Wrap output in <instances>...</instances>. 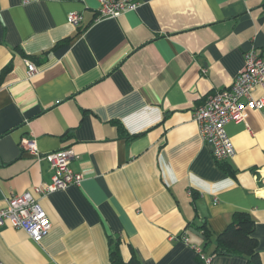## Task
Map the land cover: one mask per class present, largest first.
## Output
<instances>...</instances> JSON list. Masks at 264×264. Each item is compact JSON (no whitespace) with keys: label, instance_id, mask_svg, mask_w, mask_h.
<instances>
[{"label":"crops","instance_id":"crops-1","mask_svg":"<svg viewBox=\"0 0 264 264\" xmlns=\"http://www.w3.org/2000/svg\"><path fill=\"white\" fill-rule=\"evenodd\" d=\"M137 1L98 18V0H0V207L50 181L51 151L70 147L83 176L40 199L52 226L39 242L0 227L5 264H111L108 235L142 264H245L212 254L214 237L201 250L198 227L215 236L235 212L253 218L264 264V107L226 125L236 154L222 161L192 117L264 49V0Z\"/></svg>","mask_w":264,"mask_h":264},{"label":"built area","instance_id":"built-area-1","mask_svg":"<svg viewBox=\"0 0 264 264\" xmlns=\"http://www.w3.org/2000/svg\"><path fill=\"white\" fill-rule=\"evenodd\" d=\"M98 3V18L115 17L125 10H134L139 5L137 0H98ZM80 20L81 15L77 12L67 15V21L73 26ZM26 64L27 76L30 77L37 68L28 60ZM256 87L264 89V49L257 52L256 49L250 48L244 51L242 69L231 84L211 92L204 102L193 110L192 117L200 137L209 145L216 161L233 158L236 154L233 142L226 132V125L231 121H243L246 109L264 107V95H253ZM20 145L27 153L39 156L31 139H21ZM72 155L70 147L46 153L44 157L52 169L50 181L33 185L27 191L8 197L5 206L0 207V227L9 225L14 229H21L32 241L39 242L52 226L40 205V199L69 185H79L83 179L82 174L74 171L69 165ZM183 239L188 241L187 237ZM201 258L206 263L210 260L203 254ZM0 264L5 263L0 259Z\"/></svg>","mask_w":264,"mask_h":264},{"label":"trees","instance_id":"trees-1","mask_svg":"<svg viewBox=\"0 0 264 264\" xmlns=\"http://www.w3.org/2000/svg\"><path fill=\"white\" fill-rule=\"evenodd\" d=\"M72 37V36H71ZM71 37L58 41L53 47L63 45ZM11 64H7L0 71V84L4 75L10 70ZM254 220L246 212H235L227 227L214 236L206 223L201 224L198 230L203 236V251L207 245L215 240L212 254L215 255H240L245 259V264H263L257 250V240L253 237ZM109 260L111 264H142L135 252L131 249V255L127 260L121 255L120 240L108 235ZM197 259L203 261L197 253Z\"/></svg>","mask_w":264,"mask_h":264},{"label":"water","instance_id":"water-1","mask_svg":"<svg viewBox=\"0 0 264 264\" xmlns=\"http://www.w3.org/2000/svg\"><path fill=\"white\" fill-rule=\"evenodd\" d=\"M192 232H194L195 234L199 235V233L196 230H194V229L192 230Z\"/></svg>","mask_w":264,"mask_h":264}]
</instances>
